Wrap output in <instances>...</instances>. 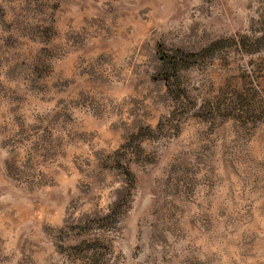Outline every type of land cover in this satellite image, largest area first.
<instances>
[{
    "label": "rangeland",
    "instance_id": "374dc122",
    "mask_svg": "<svg viewBox=\"0 0 264 264\" xmlns=\"http://www.w3.org/2000/svg\"><path fill=\"white\" fill-rule=\"evenodd\" d=\"M0 264H264V0H0Z\"/></svg>",
    "mask_w": 264,
    "mask_h": 264
},
{
    "label": "trees",
    "instance_id": "16d2710c",
    "mask_svg": "<svg viewBox=\"0 0 264 264\" xmlns=\"http://www.w3.org/2000/svg\"><path fill=\"white\" fill-rule=\"evenodd\" d=\"M209 48H210V46L203 48L200 53L207 51ZM157 53H158L160 59H162L164 61L166 60L173 65L174 64L177 65V63L178 64H180V63L189 64L190 61H188V60L190 58L199 55L198 53H184L180 49H175L174 50L175 55L172 56V55H169L166 51H164V49L161 46H159L157 48Z\"/></svg>",
    "mask_w": 264,
    "mask_h": 264
}]
</instances>
